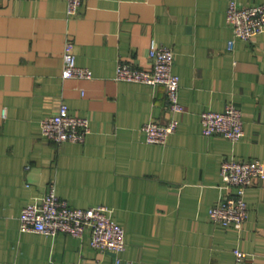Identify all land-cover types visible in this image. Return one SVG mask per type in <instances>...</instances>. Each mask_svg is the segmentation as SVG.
<instances>
[{"label": "crops", "instance_id": "1", "mask_svg": "<svg viewBox=\"0 0 264 264\" xmlns=\"http://www.w3.org/2000/svg\"><path fill=\"white\" fill-rule=\"evenodd\" d=\"M229 1L84 0L69 17L66 0H0V264H117L93 248L90 229L83 239L20 230L22 209L52 181L75 208L113 211L126 231L121 264H264V180L248 189L242 227L209 218L227 194L223 161L264 163V32L229 50ZM67 41L93 79L63 77ZM164 45L185 112L166 145L149 144L142 127L167 122V91L116 81L115 71L120 61L151 68L150 49ZM63 103L90 120L82 144L41 136ZM229 104L243 112L241 141L204 136L200 114Z\"/></svg>", "mask_w": 264, "mask_h": 264}, {"label": "built area", "instance_id": "2", "mask_svg": "<svg viewBox=\"0 0 264 264\" xmlns=\"http://www.w3.org/2000/svg\"><path fill=\"white\" fill-rule=\"evenodd\" d=\"M66 1L68 16H79L84 0ZM226 22L233 31V38L228 45L229 50H232L237 39L248 42L255 35L264 32V4L245 6L236 0H230ZM148 56L151 60V68L148 69L140 68L133 62L120 61L116 67L115 80L165 88L167 101L164 108L168 114L167 122L163 124L151 119L144 124L142 131L149 144L166 145L169 137L180 127L179 116L185 112V107L180 102V77L174 73L175 51L164 45L150 49ZM63 60V77L93 79L91 69L78 65L74 43L70 41L66 42ZM3 117H6V112ZM200 122L202 133L206 137L220 135L232 142H239L245 134L243 112L235 104L227 105L224 111H203ZM40 128L44 139L59 146L66 142L84 143L91 129L89 118L75 116L66 103L60 106L57 114L44 118ZM220 174L227 194L211 207L210 222L225 228L242 227L250 210L246 201L248 189L256 179L264 180V163L258 159L225 160L221 164ZM44 195L40 201L30 203L22 209L19 227L22 232H36L50 237L68 234L83 239L86 230L90 229V243L93 248L100 253L112 252L116 255L117 264L123 262V255L127 250L126 231L114 222L110 208L105 205L75 208L68 200L57 195L55 181L49 183ZM234 254L238 261L247 257L240 249L235 250Z\"/></svg>", "mask_w": 264, "mask_h": 264}]
</instances>
